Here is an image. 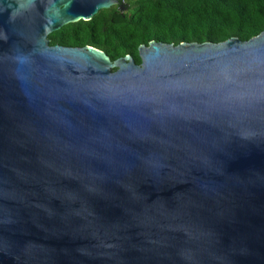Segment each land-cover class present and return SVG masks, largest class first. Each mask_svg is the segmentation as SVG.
<instances>
[{
    "label": "water",
    "instance_id": "water-1",
    "mask_svg": "<svg viewBox=\"0 0 264 264\" xmlns=\"http://www.w3.org/2000/svg\"><path fill=\"white\" fill-rule=\"evenodd\" d=\"M115 6L0 0V264H264V31L49 44Z\"/></svg>",
    "mask_w": 264,
    "mask_h": 264
},
{
    "label": "trees",
    "instance_id": "trees-1",
    "mask_svg": "<svg viewBox=\"0 0 264 264\" xmlns=\"http://www.w3.org/2000/svg\"><path fill=\"white\" fill-rule=\"evenodd\" d=\"M121 1V0H120ZM129 8L125 22L112 23L116 8L101 10L90 21H78L48 36L49 44L91 46L111 61L130 56L141 59L138 47L151 41L165 44L241 41L264 31V0H122ZM116 70V69H113Z\"/></svg>",
    "mask_w": 264,
    "mask_h": 264
},
{
    "label": "flooded vegetation",
    "instance_id": "flooded-vegetation-1",
    "mask_svg": "<svg viewBox=\"0 0 264 264\" xmlns=\"http://www.w3.org/2000/svg\"><path fill=\"white\" fill-rule=\"evenodd\" d=\"M113 8H116V9H117V6H115V7H113ZM124 11H126V10H124ZM124 11H122V12H124Z\"/></svg>",
    "mask_w": 264,
    "mask_h": 264
}]
</instances>
